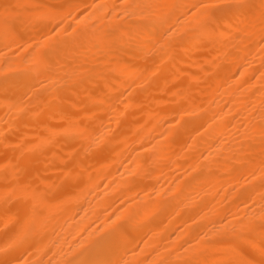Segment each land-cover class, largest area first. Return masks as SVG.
Listing matches in <instances>:
<instances>
[{
    "label": "bare ground",
    "instance_id": "obj_1",
    "mask_svg": "<svg viewBox=\"0 0 264 264\" xmlns=\"http://www.w3.org/2000/svg\"><path fill=\"white\" fill-rule=\"evenodd\" d=\"M201 3L220 5L206 25ZM262 37L264 0H0V247L25 232L21 264L258 262Z\"/></svg>",
    "mask_w": 264,
    "mask_h": 264
},
{
    "label": "snow or ice",
    "instance_id": "obj_2",
    "mask_svg": "<svg viewBox=\"0 0 264 264\" xmlns=\"http://www.w3.org/2000/svg\"><path fill=\"white\" fill-rule=\"evenodd\" d=\"M69 7H71V5H69ZM122 7L126 15L135 16L137 14V11L140 10V15L143 16L145 10H150L159 7H168V6L158 5V4L125 3L124 5H122ZM193 7L203 10L202 15L206 17L203 23L206 25L208 23V20L211 19L212 12L215 9L219 8L220 5H215L211 3H201L200 5H194ZM7 11L8 9L5 8V12ZM9 30H10L9 20L7 15H5L4 17L5 35L8 34ZM262 39H264V37H262ZM36 62L39 64L41 61L37 59ZM261 135L264 136V126H262ZM259 228L261 230V238L259 241V245L257 246L255 241L251 237H249L248 247L253 249L256 252V254L261 257V259L257 262L252 259H249L247 256H241L236 260L229 261L228 264H264V219L261 220L259 224ZM253 231H255V225L249 227L248 229L249 233ZM26 238H27V233L25 232L18 233L15 236V238L11 242H9L6 246L0 247V264H21L20 258L14 257L12 255V252L14 251L17 245L23 244L26 241ZM22 264H27V261H23ZM66 264H91V262L86 260L73 259L67 261ZM109 264H112V262H109ZM115 264H120V262L117 261L115 262Z\"/></svg>",
    "mask_w": 264,
    "mask_h": 264
}]
</instances>
